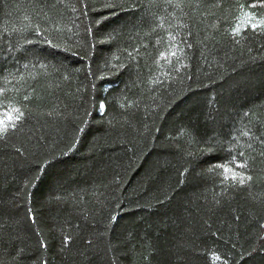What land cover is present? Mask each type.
Returning a JSON list of instances; mask_svg holds the SVG:
<instances>
[{
	"label": "trees",
	"instance_id": "16d2710c",
	"mask_svg": "<svg viewBox=\"0 0 264 264\" xmlns=\"http://www.w3.org/2000/svg\"><path fill=\"white\" fill-rule=\"evenodd\" d=\"M8 115L0 264H264V0H0Z\"/></svg>",
	"mask_w": 264,
	"mask_h": 264
},
{
	"label": "snow or ice",
	"instance_id": "6c2138e0",
	"mask_svg": "<svg viewBox=\"0 0 264 264\" xmlns=\"http://www.w3.org/2000/svg\"><path fill=\"white\" fill-rule=\"evenodd\" d=\"M253 27L255 28L256 25H253ZM235 32H239V27H237L235 29ZM15 111H19L18 109L15 110ZM20 115H23V113H20ZM16 120L19 119V116L15 117ZM13 120V117L11 115H8L7 116V120L6 121H0V139L3 138V136L6 134L9 126L11 127H15V124L14 123H10L11 121ZM247 134V133H245ZM238 167H246V164H239ZM228 172H232V179L235 181L237 177H239V182L241 185H243L245 182H246V179L247 180H251V177L248 176L246 179H245V176L241 173H236L234 172L232 169L228 168L227 166L224 167V173H228ZM227 178V177H226ZM66 242H67V238H66ZM214 259H219V257H214Z\"/></svg>",
	"mask_w": 264,
	"mask_h": 264
}]
</instances>
